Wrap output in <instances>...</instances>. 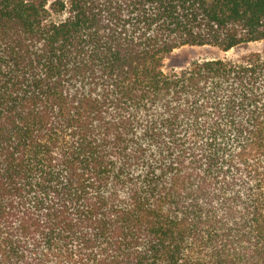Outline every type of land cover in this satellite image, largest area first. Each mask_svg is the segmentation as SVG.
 I'll use <instances>...</instances> for the list:
<instances>
[{
    "label": "trees",
    "instance_id": "trees-1",
    "mask_svg": "<svg viewBox=\"0 0 264 264\" xmlns=\"http://www.w3.org/2000/svg\"><path fill=\"white\" fill-rule=\"evenodd\" d=\"M264 0H0V264H264Z\"/></svg>",
    "mask_w": 264,
    "mask_h": 264
},
{
    "label": "rangeland",
    "instance_id": "rangeland-1",
    "mask_svg": "<svg viewBox=\"0 0 264 264\" xmlns=\"http://www.w3.org/2000/svg\"><path fill=\"white\" fill-rule=\"evenodd\" d=\"M264 41H255L248 44L239 45L229 50H222L212 45H184L173 51L165 59V69L170 70L179 65H190L197 60H205L217 57L238 58L252 50L260 49Z\"/></svg>",
    "mask_w": 264,
    "mask_h": 264
}]
</instances>
